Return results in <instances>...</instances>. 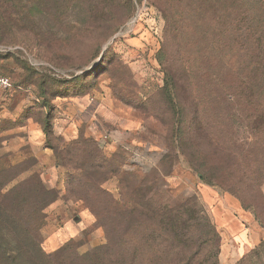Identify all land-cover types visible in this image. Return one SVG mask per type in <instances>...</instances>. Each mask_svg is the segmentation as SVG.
Returning <instances> with one entry per match:
<instances>
[{"label":"rangeland","instance_id":"rangeland-1","mask_svg":"<svg viewBox=\"0 0 264 264\" xmlns=\"http://www.w3.org/2000/svg\"><path fill=\"white\" fill-rule=\"evenodd\" d=\"M260 13V0H0V264H187L197 247L167 255L151 213L188 200L218 264H264V96L232 112L202 93L221 150L195 140L185 156L162 92L183 40L215 74L263 69L246 36ZM246 215L237 241L224 216Z\"/></svg>","mask_w":264,"mask_h":264},{"label":"trees","instance_id":"trees-1","mask_svg":"<svg viewBox=\"0 0 264 264\" xmlns=\"http://www.w3.org/2000/svg\"><path fill=\"white\" fill-rule=\"evenodd\" d=\"M260 2L264 5L263 0ZM184 27L178 28L177 32L184 34L186 32ZM227 29L228 26L221 32L222 39L226 35H235L232 30L228 31ZM246 33L247 40L249 37L252 39V41H248L251 58L256 63H261L260 60L264 61V44L261 43L264 36V13L252 17ZM182 42L179 57L183 68L176 77L171 71H168L167 75L170 81L165 84L162 90L166 98L167 114L171 116L172 120L171 137L174 149L179 148L180 153L186 156L190 149L188 143L190 142L192 145L196 140L197 143H200L198 144L200 147L213 143L214 145L209 147H216L215 153H217L221 148L214 141L215 139L209 131L210 123L203 118V113L209 109L210 103L197 102V100L202 99V93L205 95L207 93L210 98L214 97L215 100H222L227 103L229 111L233 112L237 109L236 112H240L243 107L258 111L261 109L258 101L264 96V67L263 69H255L248 75L240 70H237L230 77L215 74L209 69H205L202 63L196 59L197 57H194L187 40ZM226 50V48L221 50L219 54L221 60L226 59ZM180 82L187 83L188 86L184 83L180 85ZM45 135L47 138L53 136L51 122L46 124ZM195 171L199 173L201 179H204L206 174H203L199 169H195ZM208 183L217 185L212 180ZM139 184H144V181ZM218 185L224 187L222 184ZM244 185H247L249 190L251 189L247 182H243L241 186ZM144 198L145 196H142L141 199ZM135 207H140L137 200ZM156 209L158 210H153L151 213V219L155 224L154 232L151 235L161 241L167 255L173 252L185 255L186 251L194 246L197 247V251L187 264H191L193 261L196 264H218L215 260L217 253L208 249L211 237L216 233L208 215L199 204L188 200L177 207L159 206ZM196 236L198 237L196 238ZM182 263H185V259H182ZM131 264L138 263L135 261Z\"/></svg>","mask_w":264,"mask_h":264},{"label":"crops","instance_id":"crops-1","mask_svg":"<svg viewBox=\"0 0 264 264\" xmlns=\"http://www.w3.org/2000/svg\"><path fill=\"white\" fill-rule=\"evenodd\" d=\"M235 218H236V221L234 219H232L231 217H230V219L228 218L229 219V221H228V219H226V217L224 216L225 220H224V224L222 225V227H224L229 233H231V235L237 241H240V240L247 241V238H248L247 237L248 236V232L247 231H248V229H247L246 225H248V226L251 225V221H250L249 215L243 216L242 218H239V217L237 218L235 216ZM231 219L234 222H232ZM248 248H249L248 245H244L242 243V245L239 248V251L246 250Z\"/></svg>","mask_w":264,"mask_h":264},{"label":"built area","instance_id":"built-area-1","mask_svg":"<svg viewBox=\"0 0 264 264\" xmlns=\"http://www.w3.org/2000/svg\"><path fill=\"white\" fill-rule=\"evenodd\" d=\"M11 87V80L7 77L0 76V89L8 90Z\"/></svg>","mask_w":264,"mask_h":264}]
</instances>
